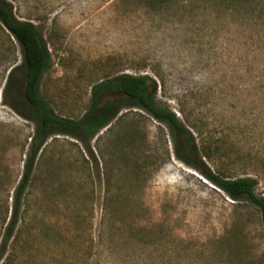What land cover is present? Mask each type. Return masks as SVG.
<instances>
[{
    "label": "rangeland",
    "instance_id": "obj_1",
    "mask_svg": "<svg viewBox=\"0 0 264 264\" xmlns=\"http://www.w3.org/2000/svg\"><path fill=\"white\" fill-rule=\"evenodd\" d=\"M7 1L46 43L39 91L56 116L81 119L107 78L147 76L156 106L190 129L212 172L253 179L264 197V0ZM26 70L0 22V253L38 130L20 96ZM107 103L121 109L90 140L95 160L59 130L43 142L16 264H264L260 208L178 160L167 122L120 93Z\"/></svg>",
    "mask_w": 264,
    "mask_h": 264
},
{
    "label": "trees",
    "instance_id": "obj_2",
    "mask_svg": "<svg viewBox=\"0 0 264 264\" xmlns=\"http://www.w3.org/2000/svg\"><path fill=\"white\" fill-rule=\"evenodd\" d=\"M0 22L22 46L27 70L25 85L20 96H23L25 101L34 109L39 120L37 135L30 146V154L25 162L23 177L15 191L8 196L6 227L2 240L3 250L0 253V257L5 259L3 264H16L20 259V251L25 237L24 223L26 225L23 218L25 219L28 206L36 197L32 193L26 192V190L31 188L38 179L34 175L35 163L43 142L50 134L59 130L60 133L69 134L83 143L95 160L96 156L92 150L90 140L107 127L121 109L118 103L101 104L102 99L111 93H120L127 96L137 107L150 113L156 120L167 122L174 133L177 159L198 171L233 200L248 201L259 207L264 224V197H258L255 194L256 182L249 178L224 179L213 173L199 155L196 139L190 129L180 121L175 113L162 110L156 106L154 93L157 88L155 82L149 77L121 74L107 78L93 87L91 108L81 119L76 121L62 119L55 115L50 105L40 96V84L49 65L50 55L38 28L30 22L17 20L7 0H0ZM151 82L154 84L153 90ZM8 90H10V84ZM17 96L19 97V95ZM98 178L101 179L100 173ZM108 191L110 193V190ZM113 198L112 194H108L106 200L111 202ZM108 216L110 217V213L105 209V220ZM6 252L7 256H4Z\"/></svg>",
    "mask_w": 264,
    "mask_h": 264
},
{
    "label": "flooded vegetation",
    "instance_id": "obj_3",
    "mask_svg": "<svg viewBox=\"0 0 264 264\" xmlns=\"http://www.w3.org/2000/svg\"><path fill=\"white\" fill-rule=\"evenodd\" d=\"M62 119H64V118H62Z\"/></svg>",
    "mask_w": 264,
    "mask_h": 264
}]
</instances>
